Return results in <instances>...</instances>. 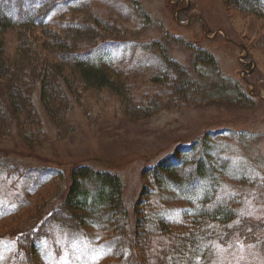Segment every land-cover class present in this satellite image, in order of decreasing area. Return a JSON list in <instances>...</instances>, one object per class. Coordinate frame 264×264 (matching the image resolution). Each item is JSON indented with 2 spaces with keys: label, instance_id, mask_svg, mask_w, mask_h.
<instances>
[{
  "label": "rangeland",
  "instance_id": "374dc122",
  "mask_svg": "<svg viewBox=\"0 0 264 264\" xmlns=\"http://www.w3.org/2000/svg\"><path fill=\"white\" fill-rule=\"evenodd\" d=\"M226 2L59 1L58 26L67 16H76L75 9L98 18L105 28L104 39L110 40L100 53L105 61L124 70L139 69L128 78L130 107L154 110L149 118H143L144 113L131 117L110 91H88L58 127L39 108L45 131L39 140L29 143L28 134L21 136L9 122L1 124L0 264H120L116 259L120 254L95 229L68 234L49 225L29 239L23 232L35 227V217L45 218L46 207L58 206L73 169L84 164L120 175L133 218V209L145 198L163 207L166 218L182 219L188 208L183 195L164 187L165 198H158L154 179L145 171L174 155L173 165L178 166L192 154L229 160L224 192L236 203L239 219L255 226L249 243L238 237L220 248L211 264H264V18ZM36 6V2L24 4L26 9ZM37 38H42L41 31L35 33ZM154 42H160L169 58L185 69V76L177 80L180 87L162 77L152 82V73L163 72L156 71L163 54L152 46ZM142 45L147 46L144 51ZM18 47V33L9 31L7 56L14 57ZM204 50L215 57L218 68L199 61L197 53ZM187 82L193 83L194 91L179 93L176 86L184 91ZM202 85L200 91L197 87ZM245 94L251 103L243 99ZM17 127L21 130L20 124ZM147 188L156 194L146 199Z\"/></svg>",
  "mask_w": 264,
  "mask_h": 264
},
{
  "label": "trees",
  "instance_id": "16d2710c",
  "mask_svg": "<svg viewBox=\"0 0 264 264\" xmlns=\"http://www.w3.org/2000/svg\"><path fill=\"white\" fill-rule=\"evenodd\" d=\"M59 1L0 0V125L10 123L21 136L28 134L31 143L45 135L39 108L58 127L65 123L75 105L81 103L85 92L103 90L120 100L127 115L138 118L137 114L144 113L142 117L149 118L153 108L142 107L139 111L140 108L130 107L132 87L128 78L139 69L124 70L114 62L105 61L100 53L104 43L110 40L104 39V26L98 18L92 19L88 10L75 9L79 11L76 16H67L58 26L55 18L59 15ZM26 2H36L37 6L26 9ZM225 2L244 13L264 18V0ZM9 31H16L19 36L17 54L12 58L5 49V35ZM37 31H41L42 38L35 39ZM145 46L140 48L143 50ZM152 46L163 54L156 68L163 74L152 73V82L158 83V77H162L180 87L182 84L177 80L185 76V69L169 58L160 42ZM197 54L200 62L218 68L208 50ZM192 84H186L184 91H181L183 86L176 88L179 93H188ZM197 88L201 91L203 85ZM243 99L252 101L246 94ZM28 128L31 133H27ZM200 144L201 141L194 146L198 148ZM176 158L174 155L165 159L145 173L154 179L158 198H165L164 187L183 195L188 208L182 219L166 218L163 207L151 200L145 202V198L133 209L136 214L133 218L123 197L120 175L84 164L73 169L67 190L58 196V206L55 209L54 204L43 206L49 212L44 219L40 215L35 217L33 224L41 225L23 232L25 238L37 237L49 225L68 234L83 232L88 227L105 234L107 245L120 254L116 258L120 264H211L219 249L238 237L249 243L255 226L251 221L239 219L236 203L224 192L223 177L228 175L229 160L212 161L207 155L192 154L176 166L173 165ZM153 193L156 194L147 188L143 195L147 199Z\"/></svg>",
  "mask_w": 264,
  "mask_h": 264
}]
</instances>
